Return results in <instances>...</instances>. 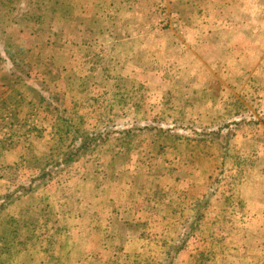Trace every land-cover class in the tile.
Listing matches in <instances>:
<instances>
[{
    "label": "rangeland",
    "instance_id": "1",
    "mask_svg": "<svg viewBox=\"0 0 264 264\" xmlns=\"http://www.w3.org/2000/svg\"><path fill=\"white\" fill-rule=\"evenodd\" d=\"M258 179L264 0H0V264H264Z\"/></svg>",
    "mask_w": 264,
    "mask_h": 264
},
{
    "label": "crops",
    "instance_id": "2",
    "mask_svg": "<svg viewBox=\"0 0 264 264\" xmlns=\"http://www.w3.org/2000/svg\"><path fill=\"white\" fill-rule=\"evenodd\" d=\"M227 26H228V23H227ZM223 30H226V28H218L217 30L215 31H218L220 33L223 32ZM227 31L228 32H231V30L229 28H227ZM261 183L263 182H260V180H254L253 182H250L248 184H244L243 186V190H242V196H243V199L244 201H253L255 202V205H256V208L259 209V214H256V215H260V218H262V220L260 221V224L261 225H264V202H263V199L264 198H257L256 197H253L250 195V189L253 188V186H259V185H262ZM260 188V186H259ZM241 193V192H240ZM259 193L260 194H264V187L259 190ZM256 195V194H254ZM254 200H258V201H254ZM165 219H170V217H168L166 214L164 215ZM249 218L247 219H251V215L247 216ZM174 226H171V228H173ZM251 229V226H245L241 228V232H242V236L240 238V242H239V246L247 250H262L264 249V239H263V228L259 227L258 229L255 230V233H260V235L258 234L256 237H257V241L256 243L254 244L253 241H252V237L250 236L252 232H254V230H250ZM229 236V235H228ZM214 240H217L216 238H213ZM253 252H251L252 254ZM254 254V253H253ZM256 256V255H254ZM244 260V259H243ZM252 264V263H251Z\"/></svg>",
    "mask_w": 264,
    "mask_h": 264
},
{
    "label": "trees",
    "instance_id": "3",
    "mask_svg": "<svg viewBox=\"0 0 264 264\" xmlns=\"http://www.w3.org/2000/svg\"><path fill=\"white\" fill-rule=\"evenodd\" d=\"M81 136H83V138H84L86 135H84V133H82ZM85 143H86V141H82L80 145L75 146V147L71 146L69 149H67L69 147V144L64 145L63 146V149L60 150L61 152H59V154H61L63 156L61 158H64V159H66L68 161H71L72 159H76L79 155L86 153V152L79 153L80 152L79 150L80 149H83L85 147ZM60 148H62V145H60ZM56 149L57 148H53V150L51 152H55ZM55 153H54V156L53 157L57 156V154H55ZM45 176H47V173L43 171V172H40V174H38L37 177L32 178V180L36 181L39 184L40 183H45V182H43V181H45ZM28 187L29 188H27L25 190L27 192L34 189V187H31V185H29ZM13 194L16 195V192H14V191L6 192L2 197L3 198L6 197L8 199V198L13 197L14 196ZM205 199L206 198L202 199V203L197 202L196 203V208L195 207L194 208L197 209L198 206L203 207L204 206ZM3 205H5V204H3ZM3 207H5V206H3ZM202 215H203V213L202 214L201 213H198L196 217L197 218H203L204 216H202ZM167 257H168L167 258L168 259L167 260V264H174L171 261L173 259L174 255L173 254H171V255L169 254V255H167Z\"/></svg>",
    "mask_w": 264,
    "mask_h": 264
}]
</instances>
